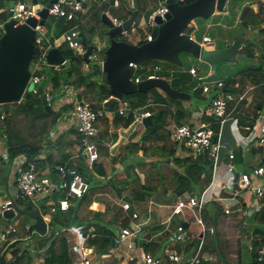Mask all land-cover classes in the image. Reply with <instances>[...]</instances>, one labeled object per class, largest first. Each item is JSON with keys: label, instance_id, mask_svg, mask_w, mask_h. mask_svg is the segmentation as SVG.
Masks as SVG:
<instances>
[{"label": "trees", "instance_id": "obj_1", "mask_svg": "<svg viewBox=\"0 0 264 264\" xmlns=\"http://www.w3.org/2000/svg\"><path fill=\"white\" fill-rule=\"evenodd\" d=\"M5 1L6 0H0V9L4 8ZM109 1L113 3L114 0ZM121 2L124 1L122 0ZM138 4V14L134 24L135 29L133 31L129 30L128 35L126 37L121 36L120 39L135 43L145 37L144 30L139 27V19L142 16L148 17L152 10L156 8L157 1L138 0ZM150 5L153 6L150 7ZM116 8L118 9L119 7ZM108 9L109 2L104 0V2L91 13V17L95 18L97 22H102L100 18L101 14L102 12H107ZM122 10L125 11V14L122 15L123 17H120L121 15L119 12L113 9L114 16L118 15L119 18L126 19L129 17L132 7H124L123 5ZM4 17H7L6 13L0 12V18ZM80 17L81 14L75 16L71 20L50 17L51 20L47 22L49 39L53 41L55 38L60 37L64 31L72 27H78L85 42L91 43L95 33L91 28L89 29L90 38L85 36L83 26L80 24ZM241 22L244 28L239 35H244L251 30L264 33V7L257 12L253 9H249L243 16ZM105 31L103 33H105ZM59 47L66 57H68V60L60 65L59 70L50 69L47 71L48 80L52 85L50 110L46 111L44 109L38 94L34 95L30 92H25L20 101L6 103L5 105L8 107V110H4V104L0 105V139L3 140L5 145V152L9 164H12L13 159L18 154H24L28 161L39 156L44 148L49 150L52 147H58L61 152V157L59 159H53L49 152L46 154V158L51 165V170L48 175H52L57 179L58 174L53 169V166L56 163H66L70 167H75L86 178L89 182V188L94 179H100L102 181V185L100 186L113 187L116 193L120 195L122 189H128L129 194L125 197L129 198V201L132 203V209L137 211L138 207L142 206V204H147L149 199L160 202L158 200L162 198H157L156 195H166V184L172 188L173 195L175 196L174 199L179 196L184 197L188 193L200 195L212 181L213 161L207 152L194 155L190 148L184 145L180 147L177 146V141L172 134L171 124H184L183 116L185 114V109L181 107L173 110L171 107L164 106L158 108L154 112L151 111L153 124L144 128L137 141H130L123 149L118 151L117 146L119 142H121L123 132L133 128L138 122L132 110L135 108H144V106L150 102V96H152L151 98L154 102L162 104H166L165 102L168 97L166 95L164 96L156 87H153L148 92H135L125 95V102L119 101L112 104L110 107H105L103 105L104 100L109 98L110 93L107 88L105 73L101 70L99 65L93 64L90 65L87 70H84L82 62L75 58V51L70 48L67 43L62 41ZM256 47H260V60L242 68L233 76L223 78V80L224 89L232 90V87H230L232 83L234 84L238 79L243 82L248 78L250 82L257 87L253 98V103L257 110L264 107V43L256 42L254 38L248 37L240 52L244 57L252 58L255 55ZM190 67L191 66H188L187 69L179 71V75L174 71L172 77H170L171 86L174 89L191 93L193 96L201 97L202 87L199 85L192 86L190 83L192 78H188L192 76L189 71ZM211 71L212 69L210 68V72ZM186 73L187 76L185 75ZM166 74L168 75L169 73L167 72ZM179 77L189 82H185L186 85L181 84L178 80ZM68 83L74 85L76 88L79 101L91 104L94 108L104 107L106 110L114 111V116L111 120V126L113 127L111 139L108 128L109 123L104 122L103 130L100 129L96 141L100 156L108 157L110 155L111 162L122 163L120 169H115V171H117L115 174L117 177H123L121 179L124 186L123 188L118 187L117 179H114L116 175L111 174V170L105 168L103 161H95L91 168L87 166L86 159L81 154L80 134L76 127V129L71 127V129L62 131V133L60 132L57 137L52 140L51 137L55 133L52 128L57 122L62 110H70L73 107L70 103L61 104L57 109L55 107V102L58 100L62 86ZM87 99L92 102L87 101ZM177 102L182 101L177 100ZM241 103L242 102L235 106L233 102L229 103L228 114L233 109V116L240 127H242V124L252 125L254 121L251 120L248 122L245 115L247 113L244 109H242V111L240 110ZM121 106L128 107L129 111L127 114H120L118 112V108ZM103 118L105 119L106 117H102V119ZM202 119L209 122L214 132L212 139L215 140L219 129V120H216L212 116H208L206 113L203 114ZM27 129H29L28 132L26 131ZM70 133L75 134V137H69L68 135ZM109 139L112 143L110 145V150H113L112 155L107 146ZM74 144L78 145V153L74 159H69L67 156H69L70 153L64 150L67 145ZM131 155L134 157L138 155L142 159L136 162L131 161L129 164L125 163L128 158L127 156ZM240 155V151H236L234 153V160L237 161ZM145 157L149 159L145 161V159H143ZM40 160L41 159L36 160L38 165ZM112 183L116 184V186L114 187ZM93 187L95 188L96 186H92V188ZM223 194L228 197L231 196V193L227 191H224ZM63 195L64 192L59 190L54 194L53 198L57 200ZM47 199L48 198H44L37 204L31 202L25 203L31 204L40 212L47 213L49 210V205L45 204ZM79 199L77 200L75 197H72V203L68 209L60 210L57 208L56 211L51 214L48 221V230L42 231V237L34 247L35 251L33 253L27 251L25 248L20 249L16 246L18 243L16 241L12 243L3 241L0 245V264H73L74 257L72 253L74 250L72 249L69 236L64 231V229L72 225L82 226V234L86 236L87 244L93 248L97 256L109 253L111 250V241L112 239H116L118 229H114L108 225H100L97 221H78L79 215L76 210L79 206ZM239 199L241 201L242 197L240 196ZM20 202L24 203L21 200L16 201L17 204ZM247 203V201L243 203V207H247ZM132 209L130 212H132ZM113 210L116 223H118L120 227L134 226L133 219L130 218V215H126L119 206H115ZM221 211V205L217 202L212 201L206 203L201 210V214L205 221V228L203 230L201 228L195 231L193 230L190 236L191 242L189 241L184 247L188 253H194L193 251L197 248L199 241L203 242V247L199 252L201 260L197 264L232 263L224 256L225 249L227 248L226 241L221 237L218 231L215 232V234H210V226L217 227L218 219L222 213ZM244 217L247 219L246 215ZM12 220L14 219H5L4 222L8 223L12 222ZM253 221L254 233H258L259 237L252 238V247L249 251L251 258L248 264H257V248L264 242V199L262 207L257 208L253 212ZM1 223L0 220V224ZM162 228L163 226L161 224H153L143 227L142 231L144 230V234L148 231L147 238H149L150 232ZM249 228L247 223V225H245V230L249 231ZM168 232L169 233L166 232V234L170 235L171 232ZM138 239L143 249L151 252L160 250L164 244V241H145L140 237H138ZM12 246H14V248H11ZM172 247L180 250L179 243H174ZM238 252L236 264H242L241 248H239ZM203 254H206L208 257L204 258L202 256ZM40 258H42L41 262L39 261ZM131 264L134 263L132 262Z\"/></svg>", "mask_w": 264, "mask_h": 264}, {"label": "built area", "instance_id": "obj_2", "mask_svg": "<svg viewBox=\"0 0 264 264\" xmlns=\"http://www.w3.org/2000/svg\"><path fill=\"white\" fill-rule=\"evenodd\" d=\"M123 1L124 2L122 3L124 4V7H128L126 0ZM84 3L87 5L88 0H55L48 8V17L71 20L77 16V13L83 10ZM44 6H46V4L39 1L37 8L36 4L33 2L30 3L28 0H16V2L12 5H9L7 9H5V7L1 8L0 12L7 13V18H3L2 22H0V37L5 32L4 22L6 20L13 18L17 23H23L30 15L40 19L37 11ZM113 6L119 7L122 6V4H120L119 0H114ZM167 11L168 6L166 0H157L156 8L152 10L145 22V26L147 27L145 30L146 40L152 39L151 29L156 24V16H160L162 19H165V14ZM112 21L114 25H119L123 22V20L118 16L112 17ZM134 24L135 20L130 29L121 31L119 37H126L129 33V30L135 29L133 26ZM34 29L36 31V36L35 56L33 59L37 58V60L35 61L33 67L30 66L31 74L26 84L24 93L30 92L34 95H37L39 94L38 87L39 85H42L44 93L51 104L52 94L50 90L48 88H44L43 85L44 82H48L47 75L39 71L40 64L47 63L46 53L49 48V37L47 36L48 29L46 24L39 23L34 27ZM202 38L203 41L211 40L209 35H204ZM61 40L67 43V45L72 48L76 54L83 53L86 50V45L83 43L82 36L76 27H72L64 31ZM200 43L202 44V42ZM96 47L101 49L99 45ZM89 58L92 61L100 60L94 51L89 54ZM130 65L136 67V64L131 63ZM54 67L56 70H59V65H54ZM153 68L161 69V65L155 63ZM189 71L197 78V80H199V86L202 87V92L204 94H208L210 97V103L206 112L210 113L216 120H219V124L221 125L228 117L229 103H231L235 98L241 99L243 94L236 96L233 92L225 90L223 79H205L206 75H199L197 73L196 67H190ZM156 76L157 75L154 73H149L146 77L154 78ZM133 80L138 82L141 80V77L134 75ZM66 87H68L69 90L62 94L60 99L62 102L61 104L70 103L73 105L71 109L73 112L70 117L75 119L77 131L80 134L82 147L81 154L85 157L87 166L91 168L93 163L98 161L100 158L96 141L99 135L98 122L102 116L107 115V111L103 107L94 108L91 104L79 101L74 85L66 84ZM216 88H219V92H215ZM128 111V107L125 106L118 108V112L120 114H127ZM132 113L135 115L139 121V124L141 125L142 118L152 114L150 110H145L144 108H135L132 110ZM244 128L246 133L241 135V138L238 141L240 146L253 143L255 146L264 147V114H261L252 125H245ZM171 130L175 140L177 141L178 147L184 145L190 148L194 155L207 152V154L213 159L214 166L217 159L219 158L220 145L218 143V139H212L214 132L210 127L209 122H206L199 127H193L187 123L174 125ZM228 157L229 163L227 167L229 171L233 175L237 174L236 177L238 179L237 183L239 186L242 187V189L249 190L253 195L251 197L252 200L248 205V209L251 210L249 213H253L257 208L262 207V202L264 199V151L261 153L259 164L249 172H236L234 174L233 167L235 163L232 161L234 158V153L229 152ZM37 159H41V155L28 161L26 160L24 154H19L13 159L12 163L14 164L13 170L15 172L16 193L14 196L0 201L1 220L5 219L4 211L7 209H13L14 212L17 213L15 205L16 201L18 200L37 204L44 198H48L45 201V204L49 205V210L47 213L41 212L42 217L45 219V222L48 225L51 214L55 212L57 208L60 210L68 209L71 206L72 197H75L76 199L82 198L88 191V181L75 167H70L66 163H56L53 166V169L57 172L58 178L55 179L50 175L41 173L39 165L36 162ZM59 190H62L64 195L55 200L53 196ZM205 190L206 188L200 195H197L196 193H188L184 197H177L175 201L169 205L171 209L169 215L164 221L160 223H168L169 225L170 220L174 216H180L182 220L188 221L184 216V213L185 211H189L195 217L194 222L197 225V228L195 229L197 230L201 228L203 230L205 228V221L201 214V210L206 203L212 200L211 197L206 196ZM230 193V197L227 195L222 196V194L219 197L220 201L218 202L221 205V208L223 207L224 213L230 212L231 208H234V205L240 204L238 194L235 192ZM228 200L233 201L232 204H229L227 202ZM152 203V200L148 201V215L144 221L137 222L136 226L134 227H122L119 230L117 235L118 243H121L128 250H135L134 254H130L128 256V261L133 262L134 264H197L201 260V256L199 254L202 248L201 242L199 241L197 248L193 251L194 253H188L187 250L183 249L189 243V241L191 242V238L184 246L180 245L179 240H183L186 237V234H188L190 231V227H185L182 223V220H179L176 227L173 229H168L167 226L165 227L171 232V234L168 235L166 242L168 243L170 241L168 244L170 246H167V244L165 246L162 245L160 250L151 252L144 250L141 245L137 244L136 239L138 238L140 226L148 223L151 219L150 211ZM121 206L126 212H129L132 209V203L128 200H124ZM239 207L241 208V206ZM138 214L139 213L137 210L132 209L130 217L132 219H136L139 216ZM188 224H190L189 221ZM69 229H73L74 231H69ZM16 230L17 228L15 222L6 223L2 221L0 224V245L3 241H11L12 239H10L9 236L16 232ZM79 230L80 227H68L67 229H64L66 233H78L77 237L80 234V232H78ZM210 230L212 231V228H210ZM190 236L191 234H189V237ZM150 240V238L146 239V241ZM85 241L86 237L80 234V239L78 240V249L76 247L77 256L73 260L74 264H92V259L96 254L94 253L93 248L88 246ZM174 243H179L180 250L172 247ZM202 256L204 258L208 257L206 254H203ZM256 262L257 264H264V242H262L257 248Z\"/></svg>", "mask_w": 264, "mask_h": 264}, {"label": "water", "instance_id": "obj_3", "mask_svg": "<svg viewBox=\"0 0 264 264\" xmlns=\"http://www.w3.org/2000/svg\"><path fill=\"white\" fill-rule=\"evenodd\" d=\"M38 8V0H32ZM55 0H48L46 6L37 11L40 19L30 15L23 23H17L11 18L4 22L5 32L0 37V104H4V110H8L5 105L9 102L20 101L28 79L30 77V63L35 55L34 27L45 24L48 18V8ZM243 0H166L168 11L165 19L156 16V24L151 29V40L140 39L133 43L119 39L122 30H128L134 23L138 14V0H132L133 8L130 15L121 24L114 25L111 17L102 12L101 20L107 26L106 34L109 44L104 52V58L96 60L100 63L101 70L105 73L107 88L110 96L103 103L105 107L119 101H126L125 95L135 92H148L153 87L162 89L172 99H187L190 94L185 91L176 90L171 86L170 80L163 77L143 78L138 82L132 77L135 68L132 64L142 63L149 59L167 60L177 65H182L181 52L200 58L207 62L212 70L216 69L217 63L222 61H237V52L244 46L246 37L238 35L230 43L224 44L219 40L215 46L201 45L196 38V17H210L216 13H227L228 10H237L242 5ZM84 7L86 3L83 4ZM250 5H245L242 14H245ZM79 13H77V16ZM230 15V14H229ZM232 16V15H230ZM2 22V18H0ZM86 50L77 53L75 58L86 65H92L89 54L94 49L93 43H86ZM66 55L59 46L51 47L46 54V62L50 65H61L66 62ZM95 63V64H97ZM97 64V65H98ZM39 96L46 111L51 109V105L43 91L42 85L38 87ZM187 110V109H186ZM144 127L152 125V117L142 118ZM17 212L20 208L16 207ZM33 219L38 223V230L45 231L47 224L40 212L28 211ZM13 209L4 211L7 219L15 216ZM35 222V223H36ZM35 223L30 230L35 229ZM187 226V222H183ZM114 239L111 241L113 246Z\"/></svg>", "mask_w": 264, "mask_h": 264}, {"label": "rangeland", "instance_id": "obj_4", "mask_svg": "<svg viewBox=\"0 0 264 264\" xmlns=\"http://www.w3.org/2000/svg\"><path fill=\"white\" fill-rule=\"evenodd\" d=\"M105 1L109 2V5H110V3L112 5L111 1H109V0H105ZM121 1L122 0H119L120 4H122V6H123L124 4ZM15 2H16V0H6L4 3L5 9H7L9 5L14 4ZM126 3L128 6L133 7L132 6V0H126ZM99 6H100L99 0H88V3L83 8V11H82V14L80 17V24L83 26V32L87 38H90V33L88 32V30L90 28H93V31H94V33L97 34V36H93L94 39H92V41L95 40L94 41L95 46L99 45L101 47V49L98 47H95L94 52L97 54L98 57H103L104 56L103 52H105L107 44H109L108 37H106L103 34V32L106 29V26L102 22H97L95 18L91 17V13L94 10H96ZM122 6H119L120 10H122ZM152 6L153 5H150V7H152ZM112 8L117 9L112 5V7H110V10L108 9V11H107L108 15H110V16L113 15V9ZM238 9H237V11H238ZM119 13L122 14V11H119ZM240 14H241V10H240V12H238L237 16H230L229 17V16L224 15L223 17H221L220 15L213 14L210 17H196L195 18L196 29L194 31V34H195L196 38L199 40L202 39V36L204 33L211 35V37H212L211 41L203 42V44L205 46H209V47L215 46L219 40H221L224 44L230 43L235 38V35L238 34L239 31L241 32L244 28V26L241 22L242 20H240ZM6 16H7V13H6ZM4 18H7V17H4ZM145 18L147 19V17H145ZM50 20H51V18L48 17V21H50ZM146 29L147 28L145 27V29H143V30H146ZM248 33H250V32H248ZM50 45H52V43H50ZM240 54H241V52L239 53V56H240ZM254 54L255 55L252 58H248V59H251L252 62L259 59L260 47H256ZM180 58L182 61V65H177V64L172 63V62L167 61V60L149 59V60H146L142 63H138L137 64L138 66L135 69V73L139 74L141 76V78L145 77L148 70L151 68V66L153 65V63L155 61L161 65V69L163 71L169 73L170 77H172V74L174 73V71L178 73L181 70L187 69V67L190 66L191 64H194L198 68L199 72L208 73V76H206L205 79H216V78H220V77L227 78V77H230L232 75H235V73L239 72L242 68L251 64L246 59L239 57V58H237V61L218 62L216 69L212 70L210 72L208 63L203 61L200 58L194 57L187 52H181ZM36 60H37V58L32 59V63L30 64L31 67L34 66ZM67 60H68V57L66 58V61ZM91 64L93 65L95 63L92 61ZM54 68H55L54 65H50L48 63H41L39 71L40 72H47L50 69L53 70ZM88 68H89V65L88 66H86L85 64L83 65L84 70H87ZM178 75H179V73H178ZM185 75L187 76V73ZM194 77H192V76L188 77V78H192V81H190L192 86L198 85V83H199V80H197V78L196 77L194 78ZM178 80L180 81L181 84H184V85H186L185 82H189L187 80H183V78H180V77L178 78ZM43 85H44V88H48L52 94V85L48 82H44ZM68 90L69 89H68V87H66V84L63 85L61 88L60 95L58 96V100H60L62 94L67 92ZM76 92H77V90H76ZM215 92H219V88H216ZM189 94H190V97L187 98V100H190L194 104L198 103L201 105H207L210 103V98L209 97L204 98L205 94L203 92L201 93V97H203V98L193 96V94H191V93H189ZM253 95H254L253 91H249L247 93V97H252ZM38 96H39V94H38ZM87 101L92 102L91 100H88V99H87ZM57 108H58V106L56 107V109ZM71 109L70 110H67V109L62 110V113L60 114V116L57 119V122L54 124V126L52 128L53 132L58 133V131L60 130L58 125L63 120H65V118L67 116L72 115L73 110H71ZM137 123H139V121ZM26 131L28 132L29 129H27ZM45 150L48 151L47 148H44L42 151H45ZM217 171L218 172L221 171L220 167L217 168ZM100 185H102V181L100 179H94L91 182L88 193L83 198L79 199V206L77 207V210H76V212H78V215H79L78 221L81 222L83 220H92V221H97L100 225H103V226L108 225L114 229H119L120 226L118 225V223H116V219L114 218V210L113 209L115 206L116 207L119 206L120 208H122V206H121V204L123 202L122 197L127 196L129 194V190L125 189V188L122 189V193L120 195V194L116 193V190L113 187L100 186ZM119 185H121V187H122L123 186L122 182H120ZM92 186H96V187L92 188ZM166 187H167V188H165V189H167L166 195L161 196L158 194V196L156 195V197L157 198H169L170 200L171 199L173 200V198H175V196L173 195L172 188L170 186H168L167 184H166ZM206 191L207 190H205V193H206ZM224 191L232 192L229 190H224ZM224 191H222V194L224 193ZM212 201H214V200H211L210 202H212ZM217 201H220V200H217ZM227 202L229 204H232L233 201L228 200ZM169 204L170 203H161V202L156 203L154 201L151 204V209L153 211V208H155L158 211V219H160L162 217L165 218L167 216L166 214H169L170 210H171ZM223 205H226V204H223ZM239 206H240V204L233 206L234 208H231L230 212H228L226 214H224L223 207H222V211H221L222 213L220 215V218L218 219L217 227L210 226L212 228V231L210 230L211 231L210 234H215V232L218 231V233L221 235V237L226 241L227 248L225 249V255L224 256L226 258H228L230 260V262H232L233 264H236V262L238 260V254H239L238 250H239V248H241L242 264H248V262L250 261V258H251L249 251L252 247V241H253L252 238L253 239L258 238L259 235H258V233L257 234L254 233L253 213H249L251 210L248 209L247 207H244V208L241 207L240 208ZM15 207L20 208V210L12 218V219H14V220H12V222L16 223L17 230H16V232L12 233L9 236L10 239H12L11 241H14V239L19 240V238H24L27 235V233L29 234L28 229H26L27 233L25 232L24 226H25V224H28V225L33 224L34 220L30 215H28V213L24 212V210H28V211L33 210L35 213H37V211H38L37 208H35L34 206H32L29 203H21V202L19 204L16 203ZM138 211L140 213V218H145L147 215V204H142V206H139ZM152 211L150 212L151 217H152ZM245 215H246L247 219L244 217ZM160 216H162V217H160ZM184 216L190 222V231L188 232V234H186V237L184 239L182 238L183 240H179L180 241L179 243L181 246H184L189 241V239H190L189 234L192 233L191 232L192 230L195 231L196 230L195 228H197L195 225V222H194L195 217L189 211H185ZM179 220H182L180 216H174L172 218V221H170L171 226L173 228H175L177 225L176 222L178 223ZM38 223L39 222L35 223V226H34L35 229H33L31 237H27L24 240H20L16 246H18L20 249L25 248L27 251H30L32 253L35 251L34 247L36 246L37 241L40 239L39 238L40 236H38L39 235L38 231L41 232L40 230L37 229L39 226ZM247 223L250 227L249 231L245 230V225H247ZM78 227L82 228L81 225H78V226L72 225L71 226V228H78ZM69 231H74V230L69 229ZM168 231H169L168 229H165L162 232H160V234H159L160 238L162 236L167 237L168 234H166V232L169 233ZM78 232H81V229ZM71 233L72 232H68V235H70L71 244H73L74 236ZM147 236H148V231L145 234L144 240L147 238ZM18 240H16V242ZM137 240H139V239L137 238ZM7 242L10 243V241H7ZM169 243H170V241L168 243H164L163 245L165 246L167 244V246H170V245H168ZM122 246H123L122 244H119L117 247H113L111 245L110 247H111L112 251L107 253V257L104 259V262L103 263L100 262L99 259H96V260L92 259V264H110V262H111L110 260L116 259L117 255L120 253H121V256L118 259L121 261L123 255H124L123 251H122L123 250ZM201 247H203V242H201ZM11 248H14V246H12ZM75 250H76V247H75ZM121 262H124V260L122 259ZM131 263L132 262H127V263L125 262V263H120V264H131Z\"/></svg>", "mask_w": 264, "mask_h": 264}, {"label": "crops", "instance_id": "obj_5", "mask_svg": "<svg viewBox=\"0 0 264 264\" xmlns=\"http://www.w3.org/2000/svg\"><path fill=\"white\" fill-rule=\"evenodd\" d=\"M38 1L42 2L44 4H46L48 2V0L47 1L38 0ZM28 2L31 3L33 1L32 0H28ZM103 2H104V0H99V4L100 5ZM247 4L250 5L249 9H253L255 12H257V11H259L260 9H262L264 7V0H243L242 1V5L239 7L238 11L237 10L233 11L231 9V10H228L229 12H227V13H216L215 15H220L221 17H223L224 15L229 16V17H230V15L237 16L238 12H240L241 9L243 10V7L245 5H247ZM112 5H113V3H112ZM112 5L110 3L109 10H110V7H112ZM114 10L122 11V14L119 13L121 15V16L119 15L120 17H123L122 15L125 14V11L124 10H120L119 8L118 9H114ZM82 11L79 12V15L82 14ZM245 14H242V12H241L240 20H242V18H243V16ZM110 17H114V14L112 16H110ZM145 22H146V18L144 16H142L141 19H139V27L142 28V29H145V27H146L145 26ZM102 23L104 24L103 21H102ZM76 28L79 30L78 27H76ZM106 28H107V26H106ZM92 30H93V28H92ZM133 30L134 29H132V31ZM79 32H80V34L82 36V33H81L80 30H79ZM88 32L90 33V30H88ZM144 32H145V30H144ZM239 33H240V31L238 32V34L235 35V37L237 35H239ZM103 34L106 37H108L107 34H106V31ZM204 34L205 35H209L207 33H204ZM94 36H97V34L95 33ZM209 36L212 39L211 35H209ZM244 36L246 38L252 37V38H254V40L256 42L264 43V33L263 32H257V30H251L250 33H246V34H244ZM82 38H83V36H82ZM92 39H94V37ZM119 39H120V37H119ZM94 41H92V42L94 43ZM52 42H54V45H56L57 42L61 43L62 41L56 39L55 41H52ZM107 46H108V44H107ZM239 53L240 52H237V57L238 58L240 57V58L246 59L247 61H249L251 63L249 65L253 64L251 59L245 58L242 54H240V56H239ZM101 58L103 59L104 56L101 57ZM258 60H260V57L256 61H258ZM256 61H254V62H256ZM155 63L160 65L158 62H155V61H154L153 65ZM82 64L84 65L85 63L82 62ZM153 65L148 70L146 76L149 73H154V74L157 75L156 77H163V78H166V79L170 80V75L169 74L167 75L166 74L167 72L163 71L162 69H156V68L154 69ZM137 66L138 65L136 64V67ZM190 66L191 67H196L194 64H191ZM136 67H135V69H136ZM209 70H210V67H209ZM43 73H45L47 75V81L51 84V82L48 80L49 79L48 73L47 72H43ZM197 73L199 75L208 76V73L199 72L198 68H197ZM134 75H138L139 77H141L139 74H136L135 72H134ZM134 75H133V77H134ZM145 77H142V78H145ZM216 79H223V78L220 77V78H216ZM230 87H232L233 91L230 90V89H229V91L235 93L236 96L243 94V97L241 99L235 98L232 102H233L234 106L238 105L240 102H242L240 110L242 111V109H244V111L247 113L245 115H246V119H248V122L251 121V120L255 122V120H257L260 117L261 114H264V107L261 108V109H257L256 110V106L253 103L254 95L252 97H247V93L249 91H253L255 93V89L257 88V87H255V85L253 83L250 82V80L248 78L245 79L243 82L238 79V81L235 82L234 84L232 83V85ZM156 88L164 96L166 95L168 97V99L165 102L166 104L156 103L151 98L152 96H150V102L144 106L145 110H150V111L154 112L158 108H162L164 106L171 107L173 110H176V109H179V108L183 107L185 109V114L183 116L184 123H187V124H189V125H191L193 127H199V126L203 125L204 123L208 122V121H204L202 119V116H203L204 113H206L208 116H212L210 113L206 112L209 104L201 105V104H198V103L194 104L193 102H191L190 100H187V99H183V100L182 99H172L162 89H160L158 87H156ZM205 97H209V95L205 94L204 98ZM200 98H203V97H200ZM177 100H179V101L181 100L182 102H177ZM55 103H56L55 107H57V106L61 105L62 102H61V100H58ZM232 111H233V109L229 112L227 119H225V121L221 125L219 124V129L217 131L216 139H215V140L218 139V143L220 145L219 158L217 159L216 163L213 166L212 182L206 188L207 191H206L205 194H206L207 197H211V199L214 200L215 202H218L217 200H219V197L221 196V192L222 191L229 190V191L235 192L236 194L239 195V197L242 196V207H243V203H245L246 201L248 202L247 204L250 203V201L252 200L251 197L253 195L251 194V192L249 190L242 189V187H240L239 184L237 183V180H238L237 177H236L237 174L233 175L229 171V169L227 167L228 163H229L228 153L229 152L235 153L236 151H240V153H241V155H240L241 157L239 156L237 161H235L234 158L232 159V161L235 163V165L233 167L234 168V172H233L234 174L236 172H249L250 170H252L255 166H257L259 164L260 156H261V153L264 151V147L263 146H259V147L255 146V145H253V143L247 144L245 146H240L238 141L240 140L241 135H244L246 133V130H245L244 126L247 125V124H242V127H240L237 124V121H236L235 117L233 116V112ZM113 116H114V113H112V111L108 110L107 111V115L105 116L107 119L106 118L102 119V117H101L99 119V122H98L99 132H100V129L103 130L104 122L109 123L108 128H109V131H110L109 132L110 133V135H109L110 139H111V133H112V129H113V127L111 126L112 125L111 124V120H112ZM173 124H175V123H172L171 126ZM58 126H59L60 130L58 131V133L57 132L54 133V135L51 137L52 140H54L60 132L62 133V131H66L67 129H71V127L75 128L76 127V122H75V119H73L70 116H67L65 118V120H63ZM144 128L145 127L143 125L137 123V124H135V126H133V128L123 132L122 138H121V142H119V145L117 146L118 151L123 149L126 146V144L129 143L130 141H137L139 139L141 133L143 132ZM68 136L74 138L75 134L70 133ZM110 139H109V143L107 144V146L109 147L108 150H109V152L112 155L113 154V150L112 149L110 150V145L112 144L110 142ZM5 151H6V149H5V145L3 143V140L0 139V201L3 200V199H6V198L12 197L16 193L15 172L13 170L14 164L13 163L11 165L9 164V162L7 161V155H6ZM64 151L70 153V155H69L70 157L67 156L69 159H74L76 157L77 153H78V145H75V144L74 145H67L65 147ZM48 152L52 155V158L55 159V160H57V159H59L61 157V152H60L58 147L57 148H55V147L53 148L52 147L48 151L45 150V151L41 152V154H40L41 155V160L39 162V168H40L41 173H44L46 175H48V173H50V170H51L50 162L46 158V156H47L46 154ZM18 155H16V157ZM127 157L128 158H127V160L125 162L127 164H129L131 161L132 162H134V161L136 162V161H141V159H142L138 155H137V157H134L133 155L127 156ZM143 159H145V161H146L149 158L145 157ZM99 161H103V164H104L105 168L111 170V174H115L117 172V171H115V169H120L121 166H122L121 162H115V163L111 162V156L110 155L108 157L100 156ZM3 162H4V164H3ZM219 167L221 169L220 172L217 171V168H219ZM50 176H52V175H50ZM122 178L123 177H121V176L117 177V175L114 178V179H117V185L120 188L124 187V186L121 187V185H119V183L121 182ZM215 181H216V183H215ZM112 184H113L114 187L116 186V184H114V183H112ZM124 197L125 196H123V198ZM171 200L169 198H162L161 200H158V201H160L161 203H172L174 201V198H173L172 201ZM156 203H158V202H156ZM166 215L168 216L169 214H166ZM167 216L165 218L160 216L162 218L158 219V211L155 208H153L152 217H151V224H158V223L164 221L167 218ZM5 219H7V218H5ZM33 220H34V222H33V224H34L36 221H35V219H33ZM170 221H172V219ZM176 224H177V222H176ZM31 225L32 224H30V225L25 224V226H24L25 232L27 233L26 229H28L29 234L27 233V235L24 238H19V240L18 239H14V241L18 240L17 242H19L20 240H24L27 237H31L32 231L34 229L33 228L32 231L30 230ZM162 226H163L162 229L156 230L154 232H150L149 238L152 239V240H156V241H164V243H166L167 242V237L166 236H162L160 238L159 234L163 230H165L167 228L168 229H172L173 227L171 226L170 223H169V225H168V223H165ZM166 226H167V228H165ZM189 227H190V224H188L187 228H189ZM196 227H197V225H196ZM143 233H145V232H141L140 235H143ZM38 234H39L38 236H40L39 238H41L42 234L39 233V231H38ZM71 234L74 236V239H73L74 242L72 244V249L74 251H73L72 254H73V257L75 259V257L77 256V250H75V247H77V249H78V240L80 239V234L78 235V237H77L78 233H76V232H72ZM68 236L70 237V235H68ZM14 241H12V242H14ZM117 246L118 245H115L114 247H117ZM122 248H123L122 251H123V254H124L122 259L124 260V262H121L122 259H121V261L118 259L121 256V253H120V254L117 255L116 259L110 260L111 261L110 264H120V263H125V262L127 263L128 262V256L130 254H134L135 253V250L134 251L133 250H128V249H126L123 246H122ZM111 251H112V249L110 250V252ZM106 257H107V254H106V256H102V257L95 255V257L93 259L94 260L99 259V261L103 263L104 259ZM39 261L41 262L42 258H40Z\"/></svg>", "mask_w": 264, "mask_h": 264}, {"label": "clouds", "instance_id": "obj_6", "mask_svg": "<svg viewBox=\"0 0 264 264\" xmlns=\"http://www.w3.org/2000/svg\"><path fill=\"white\" fill-rule=\"evenodd\" d=\"M132 6H133V4H132ZM133 8V7H132ZM136 18L137 17H135V20H136ZM38 19V18H37ZM111 19H112V17H111ZM123 21L125 20V19H123V18H121ZM127 19V18H126ZM2 20H3V18H2ZM39 20V19H38ZM7 21V20H6ZM47 22H48V18L46 19V21H45V24H46V26H47ZM134 26V25H133ZM48 29V28H47ZM130 29V28H129ZM205 34H203V36H204ZM48 36V35H47ZM202 36V37H203ZM61 37H62V35L60 36V37H58V38H55V39H57V40H60V41H62L61 40ZM54 39V40H55ZM82 39H84V38H82ZM142 39H145V37L144 38H142ZM53 40V41H54ZM212 40V39H211ZM211 40H209V41H211ZM199 42H202V44L201 45H203V42H205V41H203V38L201 39V40H199ZM34 43H35V40H34ZM50 43H52V45H50ZM65 43V42H64ZM91 43H93V42H91ZM48 44H49V48H48V50L51 48V47H53V46H59V44L60 43H57L56 45H54V42H52L50 39H49V42H48ZM85 44V43H84ZM94 44V43H93ZM95 44H94V49H95ZM94 49H93V51H94ZM92 51V52H93ZM48 52V51H47ZM47 54V53H46ZM91 54V53H90ZM75 55H76V53H75ZM35 56V55H34ZM33 59V58H32ZM99 59L101 60L102 58L101 57H99ZM82 62V61H81ZM94 63H97V62H95V61H93ZM98 64V63H97ZM99 65V67H100V63L98 64ZM88 66V65H87ZM90 66V65H89ZM135 68V67H134ZM55 69V68H54ZM59 69H60V65H59ZM56 70V69H55ZM192 75V74H191ZM193 76V75H192ZM194 77V76H193ZM145 78H147V77H145ZM132 79H133V77H132ZM141 79H143V78H141ZM134 81V80H133ZM198 85H199V83H198ZM43 87V86H42ZM43 91H44V89H43ZM108 99V98H107ZM105 101V100H104ZM51 105V104H50ZM100 108H102V107H100ZM104 108V107H103ZM105 109V108H104ZM145 109V108H144ZM106 110V109H105ZM106 111H108V110H106ZM112 113H114L113 111H112ZM149 116H151V115H149ZM102 117H105V115L104 116H102ZM141 122H142V120H141ZM143 125V124H142ZM174 125H177V124H174ZM174 125H172V127L174 126ZM172 127H171V129H172ZM77 128V127H76ZM100 154V153H99ZM212 159V158H211ZM212 161H213V159H212ZM212 182V181H211ZM89 183V182H88ZM210 185V184H209ZM208 185V186H209ZM207 186V187H208ZM206 187V188H207ZM222 194V193H221ZM223 195V194H222ZM242 197V196H241ZM238 198H239V195H238ZM78 199V198H77ZM122 199H123V201L124 200H128L129 201V198H126V197H122ZM149 200H152L153 201V199H149ZM148 200V201H149ZM174 201H175V199H174ZM173 201V202H174ZM239 201H240V199H239ZM154 202V201H153ZM172 202V203H173ZM210 202V201H209ZM208 202V203H209ZM172 203H170L169 205H171ZM218 204H219V202H217ZM220 205V204H219ZM249 204H247V208L249 207L248 206ZM240 206L242 207V200L240 201ZM147 207H148V203H147ZM121 210L126 214V215H130V211L129 212H126V211H124L123 210V208H121ZM151 211H152V209H151ZM150 211V212H151ZM138 213H139V211H138ZM40 214H41V212H40ZM139 216H138V218H136V219H133V221H134V226H136V224H137V222H140V221H144L145 219H146V217H147V215H148V212H147V215H146V217L145 218H140V213L138 214ZM42 216V215H41ZM150 216H151V214H150ZM5 217V216H4ZM131 218V217H130ZM44 219V218H43ZM132 219V218H131ZM1 220V219H0ZM5 219H3V220H1V221H4ZM45 220V219H44ZM184 221H186V220H182V223L184 222ZM187 222V226H188V221H186ZM47 224V223H46ZM158 224H161V223H158ZM149 225H153V224H151V219H150V221L148 222V223H145V224H143V225H141L140 226V231H139V234H138V237H140V238H145V234L143 233V235H140V233L141 232H144V230L142 231V228L143 227H146V226H149ZM161 225H163V224H161ZM133 226V227H134ZM187 226H185V227H187ZM127 227H129V226H127ZM120 228H122V227H119V229L117 230V235H118V233H119V230H120ZM80 229H81V227H80ZM46 230H48V225H47V229ZM32 231V230H31ZM39 233H42V232H39ZM67 235H68V233H66ZM80 234H82V230H81V232H80ZM83 235V234H82ZM117 235H116V239H114V245H113V247L115 246V245H119V244H121V243H118V241H117ZM83 236H85V235H83ZM86 237V236H85ZM70 238V237H69ZM146 239H149V238H146ZM146 239H145V241H146ZM152 240V239H151ZM86 242V241H85ZM136 242H137V244L138 245H141L139 242H138V240L136 239ZM10 243H12V241H10ZM86 244H87V242H86ZM88 245V244H87ZM89 246V245H88ZM124 247V246H123ZM102 256H106V255H101L100 257H102ZM74 260V259H73ZM129 262V261H128ZM74 263V262H73Z\"/></svg>", "mask_w": 264, "mask_h": 264}, {"label": "flooded vegetation", "instance_id": "obj_7", "mask_svg": "<svg viewBox=\"0 0 264 264\" xmlns=\"http://www.w3.org/2000/svg\"><path fill=\"white\" fill-rule=\"evenodd\" d=\"M241 12H242V9H241Z\"/></svg>", "mask_w": 264, "mask_h": 264}]
</instances>
